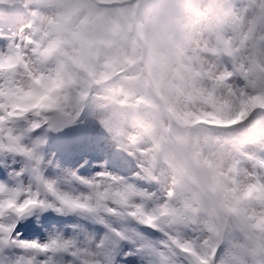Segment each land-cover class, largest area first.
<instances>
[{"label": "snow or ice", "instance_id": "6c2138e0", "mask_svg": "<svg viewBox=\"0 0 264 264\" xmlns=\"http://www.w3.org/2000/svg\"><path fill=\"white\" fill-rule=\"evenodd\" d=\"M139 6H133L132 0H112L111 3L102 0H0V8L19 7L28 17L18 33L3 36L5 43L0 46V151L29 161L27 171L34 182V187L27 188L9 189L0 185V252L9 248L23 250L11 264H54L49 254L55 253L69 254L73 258L71 264H115L116 249L127 235L112 227L98 242L80 243L62 237L47 243L20 239L19 221L36 209L50 208L58 212L86 213L101 223H106V217H117L132 219L153 229L168 228L171 234L165 249H178L192 257L195 264H214L225 229L234 228L239 230L241 239L222 264H242L243 256L249 252H259L264 259V121L247 129L237 127L252 113L264 114L261 106L264 80L253 77L259 67H264V36L257 34L264 30V4H257L256 0H249L248 6L240 12L224 8L225 20L231 21L233 39L220 36L216 46L206 50L208 55L231 57L235 73L249 81L244 88H233L229 83L232 76L227 71L219 75L209 73L213 87L186 97L183 110L152 105L154 122L146 129L152 147L146 150L140 147L142 134L130 135L122 127L126 115L122 107L126 105H120L117 97L127 98L129 91L114 92L107 98L111 103L101 105L104 109L101 125L119 138L121 147L139 153L144 179L154 180L157 167L167 162L176 172L178 181L187 178L200 186L201 191L186 199L181 207L173 206V191H168L164 202L149 207L147 202L153 200L152 194L140 191L124 177L107 171L97 172L91 179L73 174L87 191H63L42 172L43 157L36 149L43 141L31 147L23 142L25 132L77 122L94 81L80 87L79 95L73 100L67 89L76 85L68 65L79 60L78 51L92 47L89 38L92 25L105 16L113 17L115 23L110 31L118 35L121 31L119 21L134 22ZM250 11L255 14L244 31L242 21ZM201 15L198 13L195 19L185 22L168 10L164 0L154 4L151 12L154 25H168L174 30L198 23ZM238 24L241 27L238 28ZM53 56L63 59L54 73L46 72L41 76L42 66ZM217 88L223 89L224 94L218 95ZM40 90L44 95L35 103L21 101L22 95ZM53 92L55 98L44 103ZM190 105L199 107L189 111ZM164 118L175 121L177 127L169 125L165 129ZM21 121L26 127L18 132ZM249 146L255 151H249ZM246 165L251 166L250 171ZM202 171H207L208 175H202ZM224 174L231 178L230 188H225L224 195L216 200L206 199L202 193L220 190L219 177ZM18 175H23V171ZM201 214L209 217L207 238L199 242L183 239L177 231L178 226ZM41 255L45 259H39Z\"/></svg>", "mask_w": 264, "mask_h": 264}, {"label": "clouds", "instance_id": "9594fccd", "mask_svg": "<svg viewBox=\"0 0 264 264\" xmlns=\"http://www.w3.org/2000/svg\"><path fill=\"white\" fill-rule=\"evenodd\" d=\"M104 3H111L112 0H102ZM133 6L137 8L136 19L129 23L120 20L121 31L118 35H113L110 28L115 23V18L105 16L96 24L91 26L90 39L92 47L87 50L78 51L79 60L68 65V71L73 84L69 86L67 93L75 100L79 95V88L94 81L89 90V97L96 95L102 104L111 103L107 98L114 92L121 89L129 91L127 98L117 97L122 110L129 112H143L146 114L142 128V135L146 139V146L141 150L152 147L151 136L146 133V129L152 127L154 115L152 105L173 106L183 110V101L186 97L200 90L211 89L214 85L209 73L222 74L227 71L232 79L229 83L233 88H244L248 84L243 76L235 73L234 63L231 57L212 56L206 54V50L215 47L218 37L233 39L231 21H226L223 9L210 11L206 6L194 2V0H164L168 10L176 18L185 22L196 18L202 14L198 23L187 28L174 30L168 25H154L151 18L152 6L159 0H132ZM257 4H264V0H256ZM249 4V0H241L238 7L228 8L235 12L242 11ZM255 13L250 11L242 21L244 31L247 24ZM237 27H241L238 24ZM259 36H264V30L258 31ZM227 58L226 66L222 58ZM63 58L50 57L42 66L46 72H55ZM254 78L264 80V67H259L254 73ZM67 79V77H66ZM53 87L52 85L48 86ZM217 94L223 95L224 90L217 88ZM44 91H35L24 94L20 97L26 103H35ZM55 93H51L44 103H49L55 98ZM139 101H145L140 103ZM261 106L264 107V98ZM199 106H188L189 111H195ZM254 113L247 117L249 120ZM243 121L242 123L244 124ZM164 128L169 125L177 127L175 121L163 119ZM249 151H255L249 146ZM211 159V158H210ZM167 167L174 175L173 187L169 191L175 192L174 207H181L183 202L196 192H200L199 185L185 178L183 181L177 180L176 172L167 164L161 162L155 173L161 168ZM227 167V164H225ZM250 171L251 166L246 165ZM202 175H208L207 171H202ZM221 189L218 191L208 190L202 194L206 199L213 201L224 195V189L230 188V176L224 174L219 177ZM177 190L179 192L177 193ZM203 215V214H201ZM206 223L209 217L203 215ZM242 264H264L259 252H249L242 258Z\"/></svg>", "mask_w": 264, "mask_h": 264}, {"label": "rangeland", "instance_id": "374dc122", "mask_svg": "<svg viewBox=\"0 0 264 264\" xmlns=\"http://www.w3.org/2000/svg\"><path fill=\"white\" fill-rule=\"evenodd\" d=\"M198 5L206 6L210 11H216L222 8L238 7L241 0H194ZM246 2V0H244ZM5 12H15L20 15L26 23L28 17L23 9L19 7L0 8ZM9 17V16H8ZM7 27V26H6ZM1 33L15 31V29L5 28L0 26ZM226 66L227 58H222ZM104 115V109L101 107L99 97L96 95L90 96L83 102L80 117L77 122L71 124L69 128L65 126L59 128H48L44 126L42 131L37 135L34 133L25 132L23 135V142L28 146H33L38 141L44 140L42 135L43 129H50L56 136L55 152L51 155H45V147L42 143L37 146L38 153L43 157L41 165L42 172L46 179L55 181L63 191L78 193L87 191L84 185L80 184L74 179L73 174L81 177V170L86 168L90 162L100 159L106 166H113L118 168L121 172H117L118 176L124 177L126 181L134 185L140 191L152 194L153 200L147 202L148 206H154L155 203H162L167 199V193L173 187L174 175L167 167H161L156 173L154 180L144 179L141 173V159L139 153L126 150L119 146L107 147L103 144V139L108 135L116 137L108 130H106L100 123V119ZM146 114L143 112H129L122 119V127L124 131L130 135L141 136L143 128L142 125L146 120ZM264 121V114L254 113L249 120L245 121L243 127L239 129H247L257 125L259 122ZM26 127L25 122H19L17 126L18 132ZM73 129H77V133L73 134ZM233 131L234 130H222ZM235 134V133H234ZM118 138V137H117ZM119 139V138H118ZM120 142V140H119ZM146 146V139L141 136L140 147L141 149ZM63 148L61 155L57 156L60 149ZM9 158V163L5 164V158ZM1 164L9 170L11 181L15 185L7 186L8 188L23 187L27 188L29 185L34 187L33 178L27 168L30 167V162L24 157L5 153L0 151ZM11 166V167H10ZM23 171V175L18 173ZM139 174V175H138ZM132 181H131V180ZM179 190H177V193ZM28 218L35 222V226L40 223L42 218L49 217L45 222L56 220L57 224L66 225L72 228H79V224L93 225L105 236L109 232V227L115 228L118 231H124L127 238L121 240L115 252V264H126L128 261L135 260V264H195L194 259L186 254L181 253L178 249L171 250L168 254L164 249L166 244L165 237L171 234V230L165 228L164 230L153 229L148 227L145 231L141 229V224L132 219L122 222V219L117 217H106V223H101L91 217L89 214L80 212H58L54 209L34 210ZM59 217V218H58ZM121 222H120V221ZM42 223L43 224H45ZM117 224V225H116ZM41 225V227H42ZM22 229H18L22 235L27 233L24 228L22 219ZM168 230V231H165ZM42 231L35 229L33 232ZM177 231L179 235L185 240L202 241L208 236V228L206 219L203 215H197L189 219L186 223L178 226ZM241 234L238 229L229 228L225 229L223 236L217 246V251L214 257V264H222L227 259L233 246L239 242ZM7 251V250H6ZM164 253L162 256L161 253ZM52 256L54 264H58L57 257L60 253L49 254ZM42 256V255H41ZM5 263L11 264V261L16 257L11 258L5 252ZM134 264V263H133Z\"/></svg>", "mask_w": 264, "mask_h": 264}, {"label": "bare ground", "instance_id": "6f19581e", "mask_svg": "<svg viewBox=\"0 0 264 264\" xmlns=\"http://www.w3.org/2000/svg\"><path fill=\"white\" fill-rule=\"evenodd\" d=\"M23 21H24V19L20 15H17L16 19L12 23H10V25L15 26V28H16L15 33H18L19 30L23 27V25H22ZM12 33H14V32H12ZM12 33L10 32L9 34H12ZM5 35H8V34H6V33L1 34L2 39H3V36H5ZM4 43H5V40L3 41V45H4ZM3 45H0V46H3ZM237 127H243V126L240 125ZM54 140L55 139L53 138V141ZM102 142L107 147L119 146V144H120L119 139L117 137H113L110 135H108V137L103 139ZM50 147L52 148V145ZM50 149L48 150L49 152H51ZM100 171H107V172H110L114 175H117V172H121L120 169H118L116 167L114 168L112 166H106L105 163L102 162V160L97 159V160L90 162V164L86 168L82 169L80 175H81V177L91 179L95 176V174L97 172H100ZM23 220H24L25 228L28 229V235H24V236L19 237L20 239H23V240L36 241L39 243H47L54 238L62 237L64 239H75L78 242L83 243L86 240L98 242L101 238H103V234L101 233V231H99V229L95 228L92 225H87V224H84V225L79 224V228L74 229L72 227L66 226L65 224L64 225H62V224L56 225L54 223L53 225L49 226L48 224L45 223L43 226V232L39 235L38 234L35 235L33 233V230L37 229V227L35 226V222L30 220L27 215L23 218ZM44 220L45 219L41 220V222H43ZM41 222H40L39 226L41 225ZM165 231H168V230H165ZM164 239L167 243L169 240V235H167V237H165ZM162 250L163 251L165 250L167 254L171 251V250L165 249V247H164V249L162 248ZM14 251H16L17 256L23 254V250H21V249H15ZM39 259L43 260V259H45V257L40 256ZM72 260H73V258L67 253H60V256L57 257L58 264H71ZM135 262H136L135 260H131V261H128V263H126V264H133V263L135 264Z\"/></svg>", "mask_w": 264, "mask_h": 264}]
</instances>
